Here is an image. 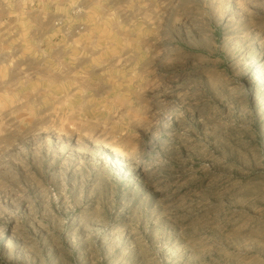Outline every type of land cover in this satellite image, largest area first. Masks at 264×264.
Segmentation results:
<instances>
[{
	"label": "rangeland",
	"instance_id": "374dc122",
	"mask_svg": "<svg viewBox=\"0 0 264 264\" xmlns=\"http://www.w3.org/2000/svg\"><path fill=\"white\" fill-rule=\"evenodd\" d=\"M0 264H264V0H0Z\"/></svg>",
	"mask_w": 264,
	"mask_h": 264
}]
</instances>
